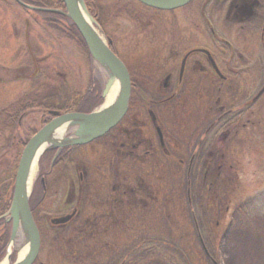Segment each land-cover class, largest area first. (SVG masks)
I'll return each mask as SVG.
<instances>
[{"label":"rangeland","instance_id":"1","mask_svg":"<svg viewBox=\"0 0 264 264\" xmlns=\"http://www.w3.org/2000/svg\"><path fill=\"white\" fill-rule=\"evenodd\" d=\"M198 4L171 14L146 9L131 0H102L99 5L102 15L99 16L104 28H99V31L105 40H112L125 66L135 71L159 54V47L156 49V44H152L153 39H162L167 34V28L172 31L169 29L171 22L184 21L185 16L200 18L202 5ZM28 19L31 23L29 40L42 60L41 70L43 73L49 70L52 74V83L42 76L41 84L60 87L59 83L68 77L73 84L72 89L83 94L88 88V79H91V68H87L81 47L74 40L59 35L47 25L43 16L38 15L34 19L29 11L16 6L12 0H0V67L8 66L13 70L30 63L24 44L25 21ZM60 23L62 27H68L66 22ZM12 70L7 73L3 67L0 68V110L9 100H16L21 94L18 91L22 88L15 83L16 80L8 83L14 77L12 74L16 76ZM96 71L95 75L104 88L108 75L104 70L97 74ZM44 91L43 86V94ZM105 103L106 99L102 100L100 107ZM192 105L187 110L203 117L202 111L191 110ZM261 106L257 125L248 128L247 146L233 152L240 166L230 169L229 179L222 177L217 182L205 180V168L179 167L171 161L167 163L161 153H157L158 161L148 167H137L127 159L118 168L114 162L119 151L114 144V137L119 133L116 128L107 137L81 146L73 154L75 161L71 168L59 171L61 183L58 187L52 184L54 177L47 176V199L37 205V217L47 230L40 261L47 263L49 260L53 264H113L152 239V248H138L126 262L264 264V103ZM188 132L178 135L182 137ZM71 136L73 131L68 137ZM1 137L0 148L4 144ZM8 139L6 143L11 144L13 135L10 134ZM10 144L0 151V174L7 171L12 185V176L17 173L20 157ZM182 152L181 155H188L185 149ZM47 153L38 163L32 194L40 182L39 178L50 165L48 159H44ZM79 173H84L85 185L81 189L84 195L80 193ZM118 173L120 180L116 178ZM135 177H141L146 182L149 198L139 195L135 200L139 206L131 208L129 191L134 186ZM116 185H120L118 194H114L119 190L113 189ZM71 194L73 204H80V212L69 226L55 229L50 220L71 212ZM114 195L120 197L121 208L111 217H106L110 222L107 226L105 214H101L107 208L113 211L109 205ZM99 217L103 218L101 226L85 231L83 226L86 221L93 219L97 222ZM115 221L118 226L114 225ZM24 242V236L17 235L14 242L10 239L0 264L6 260L9 264L16 263Z\"/></svg>","mask_w":264,"mask_h":264},{"label":"flooded vegetation","instance_id":"2","mask_svg":"<svg viewBox=\"0 0 264 264\" xmlns=\"http://www.w3.org/2000/svg\"><path fill=\"white\" fill-rule=\"evenodd\" d=\"M12 1L16 6L29 11L34 19L42 12L28 7L50 9L37 7V0ZM198 3L202 5L200 18L194 15L185 16L184 21L171 22L169 29L172 31L167 28V34L162 39H153L152 44H156V49L159 47V54H156L153 61L135 71L128 69L132 85L129 108L115 127L119 132L114 137L115 147L119 149L114 160L118 168L127 159L137 167H148L158 161L157 153H161L167 163L171 161L179 167L205 168V180L217 182L218 178L229 179L230 169L240 166L238 160L234 159L233 152L247 146L248 128L257 125L256 118L264 103V0H193L181 10ZM177 10L160 12L172 14ZM47 19L49 18L43 16V20L50 25ZM25 23L27 28L24 44L30 63L19 65L13 70L8 66H1L4 72L12 70V73H16V76L12 74L14 77L8 83L16 80L15 83L20 84L22 89L18 91L21 94L16 100H9L0 110V136L4 143L0 151L8 148L10 143L6 142L10 134L13 135L10 144L12 148L16 151L20 148L24 150L31 138L55 119L53 112L75 113L70 110L75 105L76 93L84 95L89 88L91 92L101 88V99L105 100L103 84L95 75L96 70V74L103 70L95 63L91 65L87 56L86 65L91 68V79H88V88L83 94L72 89L73 84L68 77L59 83L60 87L47 84L52 83V74L49 70L44 73L41 70L42 60L29 40L31 23L29 19ZM42 76L47 80V85L41 84ZM191 104V110L197 113L202 111L204 116L199 114L197 117L195 113L187 110ZM192 125L193 129L190 128ZM115 128L95 140L107 137ZM185 131H189L190 137L187 136L188 133L182 137L178 135ZM80 148L81 146L63 148L58 156V149H55L49 170L44 171L39 178L44 191L41 203L48 195L47 176L54 177L52 184L58 187L61 183L59 171L71 168L75 161L73 154ZM183 149L187 151V157L181 155ZM57 160L59 162L54 167ZM83 176L84 173L78 175L82 195L84 190L81 189L85 185ZM116 178L121 179L120 173ZM145 183L141 177L134 178V186L129 191L131 208L133 205L139 206L135 201L139 195L149 198V189ZM117 188L119 190L114 194H118L120 185L113 187L114 190ZM13 192L14 186L11 187L9 174L3 171L0 174V237L6 225H10L12 231V223L9 222L7 214ZM70 199L71 212L60 217L73 213L74 217L66 224H54L51 219L50 223L55 229L69 226L78 216L80 204H73L72 194ZM109 207L112 212L107 208L101 214H105L104 221L107 226L110 222L106 217H111V214L119 212L121 208L120 197L114 195ZM102 221L103 218L99 217L97 222L92 219L85 224L99 227ZM3 222L6 225L1 224ZM114 225L118 226L117 221ZM143 243L113 264H128L126 260L138 248H152V239ZM34 264L53 263L49 260L44 263L38 256Z\"/></svg>","mask_w":264,"mask_h":264},{"label":"water","instance_id":"3","mask_svg":"<svg viewBox=\"0 0 264 264\" xmlns=\"http://www.w3.org/2000/svg\"><path fill=\"white\" fill-rule=\"evenodd\" d=\"M62 1L65 6L64 11L59 9L28 8L41 12H56L68 17L84 40L93 61L108 75L103 91L104 99H107L113 86L119 87V93L111 106L105 107L104 104L89 114H60L53 112L52 114L56 115L55 119L37 132L24 148L16 173V184L14 185L10 210L7 215L9 222L12 223L11 242L15 241L19 230L23 228L29 248L26 256L14 264H34L41 250V235L30 208L32 190L28 183L31 168L40 148L63 127H67L69 132L73 131V136L66 137L62 144H55L46 148L45 152L38 157V163L48 150L58 149V156L63 148L87 145L115 128L125 117L129 108L132 88L131 75L124 62L111 49L112 40H105L101 35L98 24L90 14L84 0ZM136 1L155 10L171 12L177 9L181 10V8L187 6L193 0ZM73 217L74 213L55 218L52 222L54 224H66Z\"/></svg>","mask_w":264,"mask_h":264},{"label":"trees","instance_id":"4","mask_svg":"<svg viewBox=\"0 0 264 264\" xmlns=\"http://www.w3.org/2000/svg\"><path fill=\"white\" fill-rule=\"evenodd\" d=\"M85 4L90 12V14L95 18L98 26L100 29L104 28V25L102 23V18L100 17L101 11L99 9V5L100 2L102 0H84ZM132 2H134L136 5L143 7L141 4L137 3L136 0H131ZM35 5H37V7H42V8H50V9H55V10H65V6L62 0H37V3H35ZM43 16H46L49 24L51 27H53L58 33L59 35L61 34L62 36L72 39L74 40L77 45L79 47H81L80 49L82 50V52L84 53L85 56L88 57V62L94 63L92 60V57L90 56L89 50L84 42V40L82 39L81 35L79 34L78 30L76 29V27L74 26V24L68 19V17L60 14V13H56V12H42L40 13ZM101 14V15H100ZM100 15V16H99ZM60 22H66L68 27H62ZM110 39V38H109ZM112 50L115 52V54H117L116 49L113 45H111ZM98 93V94H97ZM101 88L97 89L96 92H91V90L87 91L84 95H80L77 93L75 94V105L73 107V111L75 113L78 112H91L93 111L96 107H99L102 103V99H101ZM23 148H20L16 153L18 154V157L21 156ZM55 154V150L53 151H49L44 159L47 160V162L50 163V161L53 159V156ZM61 158V157H60ZM44 160V161H45ZM59 160V159H58ZM55 163L54 167L57 166L58 161ZM49 170V167H48ZM15 182V175L12 176V185L11 187L14 186ZM43 187L42 184L40 182L37 183V188L34 190V193L32 194V197L30 199V207H31V211L34 217V220L38 226V230L40 231V235H41V239L42 242H44L43 240H46L47 238V230H45L44 228V224L39 220V218L37 217L38 212H37V205L41 203L42 201V197H43ZM94 222V221H93ZM6 225L4 222L1 223ZM10 225H6L4 231L2 232V236L0 237V259L4 256V253L6 251V248L9 244L10 238H11V230H10ZM85 228V231H87L86 229H97L99 228L98 226H89V224H85L83 226ZM84 230V229H83ZM186 264V263H184Z\"/></svg>","mask_w":264,"mask_h":264},{"label":"bare ground","instance_id":"5","mask_svg":"<svg viewBox=\"0 0 264 264\" xmlns=\"http://www.w3.org/2000/svg\"><path fill=\"white\" fill-rule=\"evenodd\" d=\"M119 93V87L118 86H113V89L111 90V92L109 93L107 99H106V103H105V107H109L113 104V102L115 101V99L117 98L116 96ZM69 130H67V127H63L60 130H58L50 139L47 143H45L39 150L38 154H37V158L35 160V162L33 163V166L31 168V172L29 175V187L32 190V186L35 183V178L37 175V171H38V157L45 152L46 148H49L52 145L55 144H62L64 143V140L66 139V137L68 136ZM19 236H24L26 238V233L24 232V229L21 228L18 232ZM28 243L24 242V245L22 246L21 252H20V257L19 260H22L27 252H28ZM3 264H9L8 260H6Z\"/></svg>","mask_w":264,"mask_h":264}]
</instances>
